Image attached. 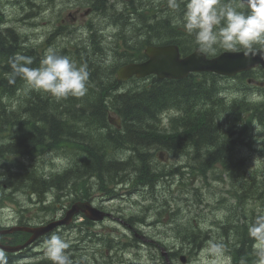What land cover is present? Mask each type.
<instances>
[{
    "label": "rangeland",
    "instance_id": "rangeland-1",
    "mask_svg": "<svg viewBox=\"0 0 264 264\" xmlns=\"http://www.w3.org/2000/svg\"><path fill=\"white\" fill-rule=\"evenodd\" d=\"M66 1L67 0H0V8L7 19L6 24L17 26L19 34V42H17V45L20 48L21 55L25 56V53H27L28 50H31L32 55L28 57H31L32 61H34L35 58H38L41 61L45 50L52 47L55 48L60 55L67 56L70 59L73 58V55L79 52L82 53L83 57H87L84 60L85 62H81L82 55L78 54L75 60H72L77 66H87L89 74L87 92L82 97L69 96L65 99L57 100L43 91L30 90L25 81L23 84L20 82L19 86L16 88L15 84H13L11 96L9 98H4L3 103H5L4 105H7V108L10 109L11 113L15 112V114L23 120L28 121L26 116L29 112H23L21 107L28 106L29 103L33 102L32 100L34 98H38L40 107H44L48 104L54 105V103L70 105L67 101L71 100L73 101V108L68 106H62L61 108L63 110L66 109L67 111L74 109L77 113L82 109V105L78 99H84L85 102L93 101V105H99L98 101L95 100V96L97 97L101 94V87L107 85V81L111 79L113 70H115L119 64L123 63V60L127 57L113 52L116 50H122L123 41L125 40L127 43H130L135 47L141 45L147 36H152V30L147 31L146 28H143V33L138 35L135 31V25L139 24L141 20H146L148 23L152 21V19L149 18L150 8L159 6L160 4L163 7L167 6V3L164 2V0H130L129 2L131 3L128 6L129 9H126L122 2L115 0L113 8L121 12V14L115 18L116 23L108 21L110 18L109 16H107V23H105L104 20H99L98 16H92L91 18L94 20L95 28H97L95 32L96 36L89 38L87 36L88 28L79 27L76 32L78 36L70 41L76 42L77 40V45L69 43L68 46L67 36H60V34L57 33L48 34V32L54 28L53 25L57 22L56 15ZM82 1L93 2L95 0ZM142 8H147L148 11L144 12L143 15H140L139 12H141L140 10ZM100 12L107 13V8L100 10ZM179 15L182 14L179 13ZM111 16L113 20L114 15L112 14ZM143 16H146L147 18H143ZM158 18L159 17L155 20ZM128 20H132V23L127 24ZM47 35L51 38L50 42L49 39L48 41L45 40ZM78 38H81V41L78 40ZM94 38H97L98 45L96 53H94V49L96 48V46H94ZM117 43L119 44L118 46ZM106 55L107 66L99 59ZM40 61H38V63H32L30 67H38ZM104 69H107V80L102 77V72L103 75L105 73ZM93 75H95L94 79H92ZM190 79H195V76ZM150 81V79L138 81L136 87L147 86ZM200 82H202L207 88H210L212 84H217L220 87V89L211 93L219 104L214 107L207 105L204 101V98L206 97V94L204 93L199 97V100H191L193 103V110L201 111L202 109L204 110V108H212L211 112L218 113V122L226 131L217 129V127H215V122H211V125L205 131L206 136L211 139L215 136H219L222 139L221 141L227 144V148L231 155L233 154L234 156L243 158L246 171L251 172V184L242 187L241 185H243V183L241 179L237 178L234 182H232L231 179H228L226 187H229V194L221 192L219 186L222 185V183L214 180L215 177L219 176L220 165L212 161L209 170L201 171L198 169L195 161L191 158L194 153L189 151L190 147L184 149L182 144L175 142L173 145L176 146L175 149L177 152L170 154L168 161L167 156L164 157V161H167L168 166L178 167L188 164L189 169H186V172L174 175L175 180L172 184L174 190L172 192L164 190L156 195V197L159 195L158 203L162 202L164 200L162 196L166 195V197L170 199L169 202L172 206L168 208L164 205H158L152 207L150 211L154 212V214H156L158 210L161 211L160 214H240L242 210L240 202L244 200L245 202L243 206L246 214L264 213V106L259 107L258 113L252 114L248 121H242L240 119L243 110L254 109L251 107V104H245V106L241 105V100H262L264 96V87L258 88L255 86H247L237 78L213 77L210 73L206 74L205 80ZM186 83V81L178 83L171 82L170 85H186ZM122 87L123 86H121V88ZM125 89L126 87H123L118 91L125 92ZM233 101L237 102V106H235V108H230ZM172 103L173 105L171 107L163 111L160 119V112H157L155 118L157 121L155 123L159 127H171L179 130L181 122L179 120L173 121L172 119L179 116L181 112L179 106L185 107V104L180 102L179 99H175ZM50 111H52V108H49L45 113L47 114ZM61 118H63L67 125L70 123L65 116L61 115ZM82 118L83 117L80 116L76 118L71 117L70 119L73 124L71 125L73 126L72 130L79 137L77 141L66 144L64 147L60 144L57 145V147H48L46 146L47 141L44 140L40 143V147L36 148V151L24 155L23 157L19 156L11 161H15L16 164H18V170L10 172H14L15 175H18L21 179L13 181L14 184L19 186L16 190L8 188L6 184H1L4 190L0 187V214L28 215V212H31L32 214H44L47 210L48 203L55 200L56 196H58L55 200L56 202L62 201L63 205H66L72 198L77 199L79 195L84 196L85 194H90L88 197H90L89 199H91L94 204L108 205L114 209L120 208L125 210L123 214H139L141 212L139 205L132 199L139 198L142 194L136 192V187L129 185L130 180H125L121 187L116 188V185H114L107 189V180L100 184L99 179L94 175L96 168L100 166L99 164L95 165L96 160L94 158H91V160L83 155V161L76 162L80 155L66 154V150L71 152L77 149V146L84 147L85 145L82 143H87L90 144L89 150L94 146H96V148H102L106 156L104 158L105 164L110 165L115 159L128 160L133 153H135V151L126 146L121 148L110 147L109 151H107L106 131L108 130L107 128L111 130L112 128L107 126L99 127L90 125L86 121H81ZM35 123L38 122L36 121ZM229 125L231 126L230 131L227 129ZM254 125L258 126V133H256ZM39 127H42V125L40 124ZM12 131L20 135L22 134L20 137H26V134L30 132L23 130L22 127L18 126H15ZM35 134L38 136L43 135L42 132ZM60 136L61 135L58 134L54 135L52 143L55 144L56 139ZM6 140L7 139H5V141ZM127 145L131 146L130 144ZM143 148L144 149L138 153L139 162H143L148 153L151 162L159 164L157 169L159 170L162 168V164L151 154L153 149ZM195 150V153L199 155V159H201L203 157L202 152H200L202 149L196 147ZM226 158L229 159V156ZM130 163L137 164V162L133 161ZM130 163H113L105 173L103 172V176L106 174H114L115 176L120 177L122 175L131 174L136 171V166L131 165ZM70 168H74L75 171L80 168H87L90 173H87L82 177H74V173H69L68 176L58 179L59 181L56 186H43L40 196L32 193L33 189L29 187V184L32 183L33 178H42L47 174L48 179L50 180ZM234 172L237 173V171ZM123 180L124 179H120L117 181ZM124 185L129 186L124 188ZM115 190L117 192H115ZM184 190H187L188 192L183 193ZM243 191L247 192V197L245 199L241 197ZM235 192L238 194L237 197L232 196ZM111 193L113 194L112 196H124L123 199L130 196L132 199L131 201H117V199L107 200V194ZM7 196L11 197L7 198ZM34 197H37L35 201L29 200ZM38 197L42 198V211H39L38 209ZM222 198H225V200L222 201ZM197 200L202 201L199 206L196 203ZM203 204H205V206H203ZM20 209L22 212H19ZM49 210L54 213L55 211H59L60 208L55 206L54 202ZM12 218L13 217H8L3 220L8 221ZM96 228L107 231V223L98 224Z\"/></svg>",
    "mask_w": 264,
    "mask_h": 264
},
{
    "label": "flooded vegetation",
    "instance_id": "flooded-vegetation-1",
    "mask_svg": "<svg viewBox=\"0 0 264 264\" xmlns=\"http://www.w3.org/2000/svg\"><path fill=\"white\" fill-rule=\"evenodd\" d=\"M118 1L124 4V8L131 3L125 0ZM114 2L115 0H95L93 2L82 0H69L68 2L67 0L59 9L56 15L57 22L48 34L57 33L60 36H67L68 46L69 43L77 45V40L76 42L70 41L78 36L76 32L79 27H87V36L89 38L95 37L97 28H95L94 20L91 17L98 16L99 20H104L107 23V16H109L108 21L116 23L115 18L121 12L113 8ZM106 8L107 13L100 12V10ZM112 14L114 15L113 20ZM128 23H132V20H128ZM135 26H137L135 28L136 33L141 35L143 33V20ZM158 27L156 22V26L152 30L153 37L158 35ZM177 31L179 32V30ZM48 39L50 42L51 38L49 35L46 36L45 40L48 41ZM78 40L81 41V38H78ZM11 46L13 50L18 47L14 44ZM123 47L128 48V53L131 55L145 57L144 50L142 54V44L133 47L132 44L127 43L125 40L123 41ZM128 53L124 52V55L127 56ZM78 54L82 55L79 52L73 57L76 58ZM86 58L82 55L81 62H85ZM99 59L107 66V55ZM104 71L105 73L103 75L102 72V77L107 80V69H104ZM152 83L149 82L148 85ZM124 87H126L125 90L131 88L128 85ZM145 148L147 149V147ZM130 149L140 152L144 148L132 147ZM114 163L125 162L124 160L115 159ZM130 164L136 166V171L131 174L120 177L114 174L107 175V189L114 185H116V188L121 187L125 180H130L129 185L136 187V192L142 195L136 199H132L130 196L123 199L124 196H112L113 194L111 193L107 194V200L131 201L132 199L141 208L139 214H123L125 210L114 209L107 205V219L104 221L107 222V231L97 229L98 223L86 218L79 219L77 216L76 220H78V223L74 224L70 231H67L65 226H60L40 235L24 250L13 253L11 264H50V261L38 258L39 253L36 251V247L40 242L45 241L47 236H51L54 233L63 234L62 238L69 242L70 246L65 252L73 264H190L192 261H196L199 253L204 249H208L209 244L212 242L222 245L224 255L230 257L231 264H255L256 257L251 247L252 239L248 235V225L254 220L256 214H160L161 211L159 210L154 214V212L150 211L152 207L164 205L170 208L172 205L166 195H163L164 200L158 203L159 195L156 198H152V190L172 192V184L175 180L173 171L178 167L168 166V163H161L162 168L158 170L159 164L154 162ZM109 166L107 165V169ZM188 167V164H184L180 169H189ZM209 169L204 168L203 170ZM157 172L162 175V178L155 179L154 183L141 181V178L144 177L147 179L152 178ZM120 179L124 180L117 181ZM129 185H124V188ZM115 192L117 191L115 190ZM56 205L60 208L58 213L36 216L35 220L29 219L31 222L18 218L14 220V223L19 224L20 221H23L27 222V227H37L46 224L50 219L61 218L64 211L63 205L60 201ZM29 214L32 213L29 212ZM16 235L17 238L23 239L21 241H25L31 236V233L19 231ZM5 241L17 243L16 237L11 236V234L0 235V242L3 243ZM140 253H148L147 260L139 259L138 254ZM208 257V259H211L210 255ZM24 259H26L24 262H20Z\"/></svg>",
    "mask_w": 264,
    "mask_h": 264
},
{
    "label": "clouds",
    "instance_id": "clouds-1",
    "mask_svg": "<svg viewBox=\"0 0 264 264\" xmlns=\"http://www.w3.org/2000/svg\"><path fill=\"white\" fill-rule=\"evenodd\" d=\"M184 5L178 24L193 37L197 50L214 56L218 49L243 52L246 59H264V0H167L175 11ZM32 58L17 55L11 64L14 76L21 77L30 90L43 91L52 97L65 99L82 97L87 92V66H77L69 57L49 47L38 67H29ZM255 131L258 133V126ZM253 240L255 264H264V213L256 215L248 225ZM69 242L53 234L43 243V253L52 264H73L65 250ZM211 259H208V256ZM0 264H7V256L0 251ZM201 264H231L221 244H209Z\"/></svg>",
    "mask_w": 264,
    "mask_h": 264
},
{
    "label": "trees",
    "instance_id": "trees-1",
    "mask_svg": "<svg viewBox=\"0 0 264 264\" xmlns=\"http://www.w3.org/2000/svg\"><path fill=\"white\" fill-rule=\"evenodd\" d=\"M10 35L9 33H6L4 35L0 34V49L9 45L10 43ZM5 70L11 74L12 67L10 65V62L4 65ZM10 68V69H9ZM171 81H163V80H157L155 83H152L151 85L143 86L139 89H132L129 88L125 90V92L121 93H111L108 88H105L104 86L101 87L100 93L97 97L95 96V100L98 101L99 105H93L92 102H85L84 99L81 100L82 104H85L84 113L81 115L82 117H85V115H88V120L91 121L89 123L90 125H103L106 117V112L108 108L113 109L116 111L123 120V128L122 130L125 131L126 139H124V136H121L123 139L126 140V142L134 141L138 143H146L150 142L149 138H146L148 135L152 133L154 130V126H152L149 123V119H155L157 112L165 108L168 104L170 105L172 102H174L175 99H181L183 97V100L180 102H183L185 104V108L189 110L191 115L194 117L195 120L206 123L205 125L202 124L200 127L197 128L196 133L197 135L193 136L192 138H189L185 135L184 132L179 133H170L165 134L163 137H161L162 141H160V136L156 138V141H160L157 143H160L165 146V148L169 151H176V146L173 144L179 143L182 144L184 149L188 146H194L195 148L204 149V153H207L209 156H212L216 160H223L226 157L229 156V159H231L234 163L233 156L230 154L227 144L223 143L221 141L222 139L219 136H215L213 139L207 138L206 136V129L211 125V122L217 120V112H214L210 115V108H204L201 111H195L193 110V103L192 99L194 101H197L198 96H196V93L200 92H192V96L189 97L190 91L194 89L195 91L199 90L198 85L192 84L191 87L185 88V91L180 90L179 93L175 94L174 90L172 89V86L170 85ZM214 86V84H212ZM189 90V91H188ZM176 91V90H175ZM214 92L210 88L206 89V101L207 105L210 107L217 106L219 102L215 100V98L211 95V93ZM204 100V101H205ZM67 102L70 103V105H64L63 103H54V105H46L44 107H40L37 105L35 108L30 109L31 111L26 116L28 118V121H26L23 125H21L23 130L30 131V135L26 136L24 139L29 141L31 140L32 144L36 143V141H42L43 139H46L49 142L50 146H54L52 143L53 136L54 135H61V134H69L72 133V123L70 121L71 117H68L65 112L66 109L63 110L62 106H68L70 108H73V101L68 100ZM90 106V109H89ZM30 107H34V104H31ZM4 108V107H3ZM49 108H52V111L49 113L47 110ZM27 109V108H25ZM29 109V107H28ZM89 109V110H88ZM6 111V109L4 108ZM88 110V111H87ZM9 116L11 115V112H7ZM37 113V115H36ZM3 114V113H1ZM62 116H65V118L70 122L68 125L65 123ZM204 115H207V117H204ZM210 115V116H209ZM1 118V116H0ZM85 119H87L85 117ZM38 123H35V122ZM14 124L17 122L14 121ZM36 124H41L42 127L37 126ZM149 127H148V126ZM217 127V126H215ZM143 128L149 129L151 132L142 135L140 134V131H143ZM218 129V127H217ZM113 131L115 129H112ZM42 132L43 135L41 136H35V133ZM45 132V133H44ZM74 133V132H73ZM155 133V132H154ZM64 139H70L71 137H63ZM114 139L112 137L107 138V142L109 144H114ZM185 140H189V143L193 145H187ZM57 145V142H55ZM108 145V144H107ZM119 145V144H116ZM32 146V145H30ZM193 149V148H192ZM90 155L94 157L96 160L95 165L99 164L98 168L95 170V174L97 178L99 179L100 184L104 182L105 176H103V172L107 171V166L104 161V155L105 152L102 148H96L94 151H89ZM230 160V161H231ZM114 163V161H113ZM111 163V164H113ZM110 164V165H111ZM231 169H234L233 171H237V174H240L241 169L240 166L235 165V167H231ZM239 170V171H238ZM12 177V176H10ZM19 176H17L18 178ZM4 179H8L7 176H4ZM7 181V184L10 185V182ZM88 194H85L84 197H88ZM251 239V238H250Z\"/></svg>",
    "mask_w": 264,
    "mask_h": 264
},
{
    "label": "bare ground",
    "instance_id": "bare-ground-1",
    "mask_svg": "<svg viewBox=\"0 0 264 264\" xmlns=\"http://www.w3.org/2000/svg\"><path fill=\"white\" fill-rule=\"evenodd\" d=\"M125 1L129 2L130 0H125ZM127 24H128V21H127ZM94 40H95L94 46H96V48L94 49V51H95L94 53H96V50H98L97 38L96 39L94 38ZM17 55H21V54H17ZM17 55H14L8 59H7V56H5L4 58H1V62H0V79L4 81L6 87L8 85V87L10 88L11 91L13 89V84H15V88H16L19 86L20 82H22V84L24 82V80L22 78L18 79L17 76H14L13 70H11V74H9L4 68V65L7 64L8 62H10V65H11ZM31 55H32L31 50H28V52L25 53V56H31ZM38 61H40V60L38 58H35L33 63H38ZM123 61L124 62L119 64L117 66V68L114 70V72H112L111 79L108 80L107 85L104 86L105 88H108L111 93H115V94L121 93L118 90H120L121 85L123 84L125 78L121 77L119 72L120 71L126 72V71L122 70L123 68L133 72L132 75L139 77V81H144L147 79L152 80L153 78H158V77L154 76V72L152 71V65L150 63V57L149 56L140 57L137 55H132V56L128 55L126 57V59H124ZM209 73L212 74L213 77L217 76L214 72L208 71L207 74H209ZM193 76H195V74L191 70H183V71L179 70V71L173 73L171 76H164L158 80H163V81L170 80L171 82H174V83L186 81L187 82L186 85L179 84L177 86H174V85L172 86V89L174 90L175 94L179 93L178 91H180V90L185 91V88H187L188 86L191 87L192 84L198 85L199 90L195 91L194 89H192V91H190V93H189V97L192 96V92H200V93H196V96H198L197 100H199V97L206 92L207 87L205 85H203V83L200 81H196L195 79H190ZM94 77H95V75L92 76V79H94ZM5 78L8 81H6ZM118 81H121V82L118 83ZM156 81L157 80H155L153 83H155ZM98 85H100V84H98ZM210 89L213 91H216V90L220 89V87L217 84H214V86L211 85ZM182 98L179 100L182 101ZM205 99H206V97L204 98V100ZM81 100L82 99H78V101L80 103H81ZM32 101L33 102L29 103L28 106L21 107V110H23V112H30L31 111L30 109H33L37 105H39L38 98H34ZM205 102L207 103L208 101L205 100ZM31 104H34V107H30ZM81 105H82V109L78 113L74 109L65 111V112H68V113H66L67 116L72 117V118L80 117L84 113V108L87 107V106H85V104L81 103ZM3 107L6 109V112H10V109L7 108V105H3ZM28 107H29V109H28ZM25 108H27V109H25ZM211 111H212V108H210V115L212 113H214ZM36 115H37V113H36ZM84 116L87 119H85V117H83L81 119V121H88L89 123H91V121L88 120L89 116L85 115V114H84ZM218 116L219 115H217V117ZM204 117H207V115H204ZM241 120L243 121V119H241ZM14 121H16L17 123L14 124L13 123ZM26 121L27 120H23L17 114H15V112H12L10 116H1V118H0V125L2 124V131H3L2 136H0V178H1V184H6L8 188H11L14 190L18 189L19 186L17 184H14L13 181L14 180L18 181L21 179L19 177L17 178L18 175H15L14 172H10V171H17L18 170V164H16L15 161L11 162L14 158H17L19 156L23 157L24 155H28L29 153L36 151V148L40 147V143H42L44 140L47 141L46 146H48V147H57V145H59V144L62 147H64L66 144L72 143V142L77 141L79 139L78 135L75 134V132L74 133L72 132L69 134H67V133L61 134V136L58 137L55 141V142H57V145L55 143V144H53L54 146H50L49 145L50 141H48L46 139H43L42 141H36V143L32 144V143H30V142H32L31 140L27 141L24 139L25 138L24 136L20 137L22 134L20 135V134H17V133L12 131L13 128H15V126L21 127V125H23ZM216 121H218V118ZM243 123H245V122H243ZM36 125L40 126L39 124H36ZM105 126L111 127L112 129H115L113 131V130L107 128L108 129L106 131L107 138L112 137L114 139L113 140L114 144H109V142H107V144H108L107 145V151H109L110 147L118 148L121 144L123 146L125 144H130V142H126V140H122L123 138L121 137V136L126 135L125 131L122 130V128H123L122 117L116 111H114L111 108L107 109L104 124L99 125V127H105ZM71 127H73V126H71ZM29 131H31V130H29ZM8 134H10V135H8ZM30 134L31 133L29 132L28 134H26V136H28ZM155 134H156V132H155ZM34 135L38 136L36 134H34ZM63 137H71V138L70 139H64ZM5 139H7V140L5 141ZM62 143H63V145H62ZM79 143H82V142H79ZM82 144H84L85 146L84 147L77 146L76 147L77 149H75L71 152H69V150L65 151L66 154L80 155L79 159L76 162L83 161V159H84L83 155H85V157H87L88 159L94 158L93 156H91L89 154V151H94L96 149V146H94L91 150H89L90 144H87V143H82ZM116 144H119V145H116ZM30 145H32V146H30ZM105 157L106 156L104 155V158ZM69 173H74V177H82L83 176L80 169H77L75 171L74 168H70V169L64 171L62 174L56 175L54 178H51L50 180L48 179V175L44 173L45 175L42 178H36V179L33 178L32 179L33 181L31 184H29V187H31L33 189L32 193L35 194L36 192H38V194H36V195L40 196L42 193V187L43 186H45V185L56 186L58 184V181H59L58 179H61L62 177L68 176ZM4 176L8 177V179H6V180H8V182H10V185L7 184V181L4 179ZM10 176H12V177H10ZM44 177H46V178H44ZM160 178H162V175H160L159 172H157L152 176V178L147 179L144 177V178H141V181L144 183H154L156 181L155 179H160ZM137 186H139V185H137ZM156 188H158V187H156ZM158 193L159 192H157L156 189H153L152 195H151L152 198H155ZM76 195H79V194H76Z\"/></svg>",
    "mask_w": 264,
    "mask_h": 264
},
{
    "label": "water",
    "instance_id": "water-1",
    "mask_svg": "<svg viewBox=\"0 0 264 264\" xmlns=\"http://www.w3.org/2000/svg\"><path fill=\"white\" fill-rule=\"evenodd\" d=\"M147 55L150 57V63L152 65V71L157 73L160 77L171 76L173 73L171 71L179 68L180 70H206L211 72H216L223 75H234L235 73L248 69L261 63L264 66V59L259 56L251 60L248 64H243L246 62V58L243 52H222L221 54L211 58L205 59L204 56L199 59L198 55L192 54L184 59H178L174 49H169V47L158 48L156 50L148 49L146 50ZM196 57V58H195ZM119 74L121 77L126 78L132 75L133 72L123 68ZM79 211L84 212L91 219H102L103 211L93 207L89 202H75L72 207L67 211V217L61 222H66L68 217ZM48 227L41 229L44 232Z\"/></svg>",
    "mask_w": 264,
    "mask_h": 264
}]
</instances>
